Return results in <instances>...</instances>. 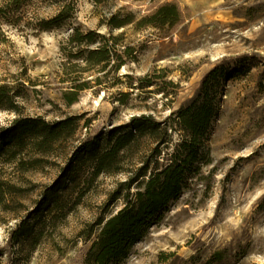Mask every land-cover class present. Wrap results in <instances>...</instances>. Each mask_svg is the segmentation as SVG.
<instances>
[{
	"label": "rangeland",
	"instance_id": "obj_1",
	"mask_svg": "<svg viewBox=\"0 0 264 264\" xmlns=\"http://www.w3.org/2000/svg\"><path fill=\"white\" fill-rule=\"evenodd\" d=\"M167 1L176 2L182 19L173 26L113 28L124 31L137 59L121 71L100 75L101 85L83 90L68 105L62 45L75 27L111 31L107 22L119 12L137 18ZM17 23L0 21V84L16 85L22 115L56 120L79 118L73 137L39 165L0 162V179L14 191L0 203V264H83L100 218L123 207L116 197L121 182L146 163L156 143L143 138L124 159L126 171L91 175L88 156L76 152L105 140L114 129L130 125L133 116L170 117L199 89L203 77L218 68L221 87L208 146L210 162L192 173L181 195L163 210L118 264H163L161 254L181 264H264V0H20ZM72 16L51 30L37 29L64 5ZM131 74V78L124 76ZM148 76L152 84L140 86ZM21 82L25 87H21ZM121 92L128 93L124 95ZM124 100V101H121ZM15 112L0 108V127ZM170 148L182 133L169 129ZM27 154V158L33 156ZM71 168V179L60 189V206L43 208L46 195ZM221 251L220 259L210 261Z\"/></svg>",
	"mask_w": 264,
	"mask_h": 264
},
{
	"label": "trees",
	"instance_id": "obj_2",
	"mask_svg": "<svg viewBox=\"0 0 264 264\" xmlns=\"http://www.w3.org/2000/svg\"><path fill=\"white\" fill-rule=\"evenodd\" d=\"M22 2L20 0H0V21L17 23L21 17ZM75 6L64 5L51 18H41L37 29L45 31L61 26L72 16ZM182 19V11L174 1L158 5L150 13L137 18L133 11L115 13L107 22L111 31L104 33L99 29L83 31L75 27L61 47L65 70V81L70 86L62 92V97L68 105L79 100L83 90L101 85L100 75L95 78L85 76L87 72H103L108 67L118 81L122 80L121 69L129 62L137 59L136 52L130 44L123 43L124 31L114 33L113 28H122L133 24L135 28L153 26L165 28L173 26ZM131 78V74H124ZM222 78L218 68H213L202 79L195 95L184 102L171 115L170 123L156 120L148 114L133 116L130 125L119 126L107 135L105 140L92 142L89 149L76 152L75 160L88 156L91 161V175L126 171L124 159L127 153L139 144L143 138H149L156 143L152 156L161 155V146L167 149L163 157L152 160L137 168L129 179L120 183L116 197L124 200V205L116 212L102 217L97 224L99 230L92 240L83 264H118L126 258L132 246L143 237L145 232L163 218V210L171 201L183 192L191 174L198 171L201 165L209 163L210 147L208 140L214 116L218 110V92ZM152 80L148 76L140 78V86L148 87ZM21 87L25 84L21 82ZM127 95L126 92H121ZM24 93L16 85L8 82L0 84V108L15 112L16 116L10 124L0 127V162L19 164L32 163L39 165L47 155L64 142L73 137L79 127V118L48 120L44 117L22 115L20 98ZM121 101H124L121 99ZM169 129L179 130L182 137L173 143ZM33 156L27 158V154ZM71 168L65 170L64 178L58 182L46 195L43 208L55 209L60 206V189L65 187V181L71 179L68 175ZM8 180L0 179V203L14 190ZM264 206V196L261 199ZM221 251L213 254L210 261L220 259ZM176 257L170 261L168 253L161 254L163 264H181L182 256L171 252Z\"/></svg>",
	"mask_w": 264,
	"mask_h": 264
}]
</instances>
